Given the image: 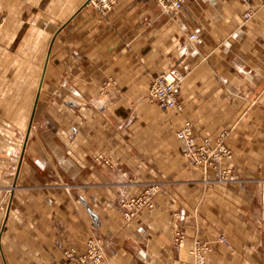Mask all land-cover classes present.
I'll return each mask as SVG.
<instances>
[{
    "label": "crops",
    "instance_id": "1",
    "mask_svg": "<svg viewBox=\"0 0 264 264\" xmlns=\"http://www.w3.org/2000/svg\"><path fill=\"white\" fill-rule=\"evenodd\" d=\"M87 2L0 0V264H75L92 236L103 264H195L196 241L207 264H264V0ZM170 69L181 112L148 98ZM185 120L198 140L226 131L232 156L194 163Z\"/></svg>",
    "mask_w": 264,
    "mask_h": 264
},
{
    "label": "built area",
    "instance_id": "2",
    "mask_svg": "<svg viewBox=\"0 0 264 264\" xmlns=\"http://www.w3.org/2000/svg\"><path fill=\"white\" fill-rule=\"evenodd\" d=\"M186 0H158V4L162 11L167 14L175 15L184 6ZM88 4L92 5L102 14L108 13L114 6L115 0H88ZM253 16L252 10L244 13L245 21ZM3 14L0 12V29L3 25ZM192 42L200 44L203 42L201 34L197 31L189 34ZM186 74L179 69H170L156 75L148 89V98L151 102L156 103L162 108L176 109L178 112L183 110V104L179 99V92L182 82ZM179 139L186 144L185 154L189 156L194 163L212 164L222 157L225 151L222 148L212 151L210 140L205 138L202 144H198L195 140L194 126L190 120H185L177 131ZM159 191V185L150 184L139 195L128 197L123 205V214L127 220L133 219L141 209L154 206V196ZM177 240L183 239V234L177 233ZM211 247L200 241H196L192 253L195 256V264H207V255ZM65 256L75 264H103L106 257L105 241L98 236L89 238L86 243V249L82 253H78L74 247H69L64 252Z\"/></svg>",
    "mask_w": 264,
    "mask_h": 264
},
{
    "label": "rangeland",
    "instance_id": "3",
    "mask_svg": "<svg viewBox=\"0 0 264 264\" xmlns=\"http://www.w3.org/2000/svg\"><path fill=\"white\" fill-rule=\"evenodd\" d=\"M1 12V11H0ZM2 13V12H1ZM3 14V13H2ZM3 18H4V16H3ZM3 22H4V20H3ZM3 26V25H2ZM2 26H1V29H2ZM1 29H0V31H1ZM167 109V108H166ZM169 109H171V108H169ZM193 126H194V124H193ZM176 135H177V133H176ZM194 135H195V128H194ZM178 137V136H177ZM225 137H226V131H224V132H222V133H220V134H218L217 136H212V135H203L201 138H200V140H198L197 138H196V136H195V140H196V142L198 143V144H202L203 143V140L205 139V138H208L209 140H210V145H211V147H212V151H214V150H217L218 148L220 149V148H222L223 147V150L225 151L224 153H222L223 155H222V157H221V159L220 160H218V161H214L212 164H204V163H202V164H204V166H206V169L209 167V166H211V165H215V164H220V163H222V161H224V160H226V159H229L231 156H232V151H231V149L229 148V147H227V145L225 144ZM217 166V165H216ZM220 178L219 179H227L228 177L230 178V177H233V175H232V173H231V169H223L221 172H220ZM148 186H150V185H148ZM147 186V187H148ZM142 192V191H141ZM140 192V193H141ZM140 193H138V194H136V195H139ZM136 195H134V196H136ZM123 206V208H124V205H122ZM142 210V209H141ZM140 210V211H141ZM139 211V212H140ZM138 212V213H139ZM136 217V216H135ZM93 237V236H92ZM91 238V237H90ZM219 240H221V241H224V242H227V239H226V237H224V236H220L219 237ZM201 243H203L202 241H200Z\"/></svg>",
    "mask_w": 264,
    "mask_h": 264
}]
</instances>
